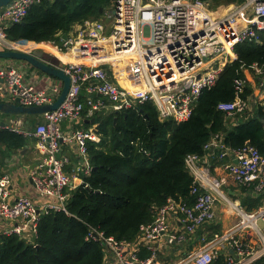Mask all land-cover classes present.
Masks as SVG:
<instances>
[{
  "label": "built area",
  "instance_id": "1",
  "mask_svg": "<svg viewBox=\"0 0 264 264\" xmlns=\"http://www.w3.org/2000/svg\"><path fill=\"white\" fill-rule=\"evenodd\" d=\"M42 1L52 0H11L0 9V49L21 50L19 42L7 38L6 29L22 23L30 8ZM73 29L56 47L75 56L73 61L58 66L69 78L64 101L56 110L38 116L42 122L33 130L26 128L22 116L0 123L2 130L35 139L40 164L30 178L45 200L38 206L27 196L12 199L11 177L0 176V237L15 236L33 243L42 215L67 214L68 191L74 188L64 171V160L57 156L61 141L77 146L81 163L76 172L83 177L91 172L87 143L98 144L99 136L93 128L77 129L65 136L58 126L61 122L73 123L85 110L91 116L107 107V113H121L145 103L154 106L161 122L187 121L201 94L210 90L235 60L234 48L245 42L260 44L264 0H243L226 6L219 15L202 0H113L99 20ZM114 67L120 71L119 79L109 71ZM249 70L264 76V66L253 64ZM243 85V80H235L234 100L217 105L229 120L248 108L249 103L240 98ZM61 90L60 81L36 90L17 70L0 68V103L19 99L22 106L50 105ZM215 149L220 159L229 157L222 163L221 180L210 175L203 162L205 155L185 158L193 179L192 206L167 199L157 210L154 222L141 226L132 242L117 241L89 227L86 240L103 246L104 264L109 258L113 264H163L156 244L162 238L174 251L171 264H214L220 257L224 264H264V157L249 144L236 150L224 148L218 135L203 146L206 154ZM229 179L258 194L261 204L251 211L244 209L223 189ZM217 203L228 208L237 221L223 232L212 233L208 228L216 221ZM170 216H175V227L168 222ZM199 231L202 233L190 244ZM141 245L148 252L146 258L140 257Z\"/></svg>",
  "mask_w": 264,
  "mask_h": 264
},
{
  "label": "trees",
  "instance_id": "2",
  "mask_svg": "<svg viewBox=\"0 0 264 264\" xmlns=\"http://www.w3.org/2000/svg\"><path fill=\"white\" fill-rule=\"evenodd\" d=\"M219 15L231 4L243 0H202ZM113 0H52L34 5L24 24L6 29L7 38L19 48L45 42H57L75 26L99 20ZM103 10L100 12V10ZM260 44L245 42L234 48L235 60L219 75L215 85L204 91L189 119L176 124L158 120L151 103L121 113H96L90 119L96 125L98 144L88 142L91 172L83 184L68 191L67 214L49 212L41 216L36 239L27 242L15 236L0 237V264H104L103 246L86 240L89 227L117 241H134L140 227L154 222L157 210L171 198L187 206L195 203L190 194L193 179L185 167V158L204 156L203 146L218 135L222 146L236 150L249 144L264 157V108L254 107L236 114V126L217 110L219 103L235 98L234 81L243 80L240 98L249 103L253 89L244 70L253 64L264 66V32ZM86 110L82 116H86ZM85 122L83 126L88 127ZM33 130V129H31ZM0 129V155L18 154L30 139ZM219 152L218 149L213 150ZM238 187L234 200L247 211L262 201ZM148 253L141 245L140 257ZM214 264H224L220 257Z\"/></svg>",
  "mask_w": 264,
  "mask_h": 264
},
{
  "label": "crops",
  "instance_id": "3",
  "mask_svg": "<svg viewBox=\"0 0 264 264\" xmlns=\"http://www.w3.org/2000/svg\"><path fill=\"white\" fill-rule=\"evenodd\" d=\"M73 30L67 35L70 36L73 33ZM62 38L54 42H45L36 44L33 42H28L32 44V47L29 49H21V51L30 53L33 50H40L44 53L49 54L50 56L56 58L60 63H67L69 61H73L75 59L74 54H68L64 52H59L56 47L59 46L60 41ZM62 57L66 58L64 60ZM0 68L1 69H15L19 73H21L24 77V80L31 84L36 90H42L47 86H50L53 82L58 81L56 79L50 78L35 69L31 68L29 65L16 62V61H9V60H0ZM109 71H112V74H115L117 79H119L120 71L117 67L111 68ZM245 80L250 83L253 89L252 98L249 101V105L247 110H253L256 107H263L264 108V76H256L253 72L249 69L244 70ZM85 92H82L84 96ZM109 108L107 107L105 110L98 112V113H107ZM95 115V114H94ZM93 116V115H92ZM88 115L86 112L85 117H81V119L71 123V122H61L58 126L61 130V133L65 136H69L74 130L77 129H88L93 128L95 130L96 125H93L94 120L90 119L92 117ZM24 122L26 124L27 129H34L36 125L42 122L40 117H28L22 116ZM14 118L13 116H5L0 114V123H5L10 119ZM234 120V119H233ZM93 121V122H92ZM231 121V120H230ZM87 122L88 127L85 128L83 124ZM236 121H231L232 127L236 126ZM33 139V138H30ZM29 139V140H30ZM204 161L205 166L208 167L210 175L216 179L221 180L224 177V173L222 171V163H226L229 161V157H225L224 159H220L218 157L219 152H212L209 151L207 154H204ZM57 156L64 160L65 166L64 171L68 174L71 178V187L76 188L83 184V176L81 173H77V168L81 163V158L79 157V153L77 150V146L74 142H65L61 141L59 145V151ZM40 164V156L35 151V142L32 140L29 142L27 148L21 151L18 154H3L0 155V176L2 175H9L11 177V185H10V193L11 198L16 199L20 196H27L31 198L38 206L45 202L44 198L40 197L37 193L35 186L31 181V173L34 170H37ZM232 180H228L226 185L223 186L225 192L234 197L238 192V187H236ZM238 186V185H237ZM240 187V186H239ZM232 193L234 194L232 196ZM249 193L250 192L249 190ZM215 223L213 226L208 228V231L212 233H220L228 228H230L234 223H236V217L231 213V211L226 208L223 204L217 203L215 206ZM168 222L172 223L175 227V216H170L168 218ZM180 231L183 230L181 224H177L176 226ZM202 231H199L194 237L190 239V244L194 243L196 239ZM159 254L162 255L163 264H171L172 254L174 251H170L164 242V238H162L158 243ZM147 252V251H146ZM148 253V252H147ZM148 256V255H147ZM105 264H113L110 258L105 262Z\"/></svg>",
  "mask_w": 264,
  "mask_h": 264
},
{
  "label": "water",
  "instance_id": "4",
  "mask_svg": "<svg viewBox=\"0 0 264 264\" xmlns=\"http://www.w3.org/2000/svg\"><path fill=\"white\" fill-rule=\"evenodd\" d=\"M10 1L11 0H0V9L9 5ZM102 11L101 9L100 12ZM112 13L115 14V11H112ZM21 24H24V22ZM67 37L65 33L61 36L63 41L67 40ZM0 60L25 63L36 71L62 83L61 93L53 104L44 106H22L20 105L19 99H16L13 103H0V114L5 116L38 117L43 113L56 110L64 101L69 89V78L58 68L59 61L56 58L40 50H33L27 53L21 50L5 51L0 49ZM3 124L4 123H1V125ZM251 194L255 197H259L258 194ZM233 195L232 193V196Z\"/></svg>",
  "mask_w": 264,
  "mask_h": 264
},
{
  "label": "bare ground",
  "instance_id": "5",
  "mask_svg": "<svg viewBox=\"0 0 264 264\" xmlns=\"http://www.w3.org/2000/svg\"><path fill=\"white\" fill-rule=\"evenodd\" d=\"M21 49H25V50H27V49H29V47H25V48H21ZM64 60H66V58H64V57H62ZM120 69H122V66L120 67ZM122 84H124V85H126V83L125 82H121Z\"/></svg>",
  "mask_w": 264,
  "mask_h": 264
},
{
  "label": "rangeland",
  "instance_id": "6",
  "mask_svg": "<svg viewBox=\"0 0 264 264\" xmlns=\"http://www.w3.org/2000/svg\"><path fill=\"white\" fill-rule=\"evenodd\" d=\"M30 48V47H29Z\"/></svg>",
  "mask_w": 264,
  "mask_h": 264
}]
</instances>
